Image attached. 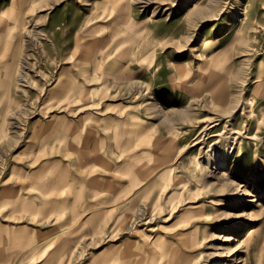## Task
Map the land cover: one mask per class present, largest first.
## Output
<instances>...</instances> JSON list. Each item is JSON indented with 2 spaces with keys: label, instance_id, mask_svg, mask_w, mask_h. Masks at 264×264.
<instances>
[{
  "label": "crops",
  "instance_id": "0c3cea01",
  "mask_svg": "<svg viewBox=\"0 0 264 264\" xmlns=\"http://www.w3.org/2000/svg\"><path fill=\"white\" fill-rule=\"evenodd\" d=\"M59 1L0 5V264H69L73 250L72 264H179L194 245L195 210L181 208L176 183L194 119L189 101L211 102L215 90L225 105L231 82L248 80L249 96L264 106V3L248 8L258 43L234 50L235 62L212 83L210 64L196 66L193 54L177 64L157 57L130 0L74 24L56 20L65 7L41 14L36 56L27 28ZM138 205L159 217L156 235L105 241Z\"/></svg>",
  "mask_w": 264,
  "mask_h": 264
},
{
  "label": "rangeland",
  "instance_id": "374dc122",
  "mask_svg": "<svg viewBox=\"0 0 264 264\" xmlns=\"http://www.w3.org/2000/svg\"><path fill=\"white\" fill-rule=\"evenodd\" d=\"M117 1L121 0H60L52 10L36 11V23L31 21L27 28L29 50L41 54V14L65 7L64 15L56 20L74 24L81 18L101 17L109 7L106 3L112 6L110 13L114 12ZM130 1L135 17L144 20L147 33H152L148 44L156 49L157 57L177 64L193 54L196 66L202 61L210 64L212 83H216V72L223 69L224 74L233 65L238 55L234 50L247 51L258 43L250 40L260 28L250 22L248 8L254 1L264 0ZM3 3L9 0H0V5ZM31 75L36 82L38 78L43 81L39 74ZM246 82H231L229 94L224 93L228 99L225 105L213 100L215 90L210 91L211 102L207 97L189 101L194 107L188 112L193 111L194 119L186 121L191 134L179 158L176 183L185 204L181 208L189 205L195 210L189 223L194 245L181 253L179 264H264V106L249 96ZM174 107L180 112L185 109L183 102ZM179 117V122H184ZM205 153L214 160L210 169L197 164ZM4 163L5 159H0V180ZM222 171L226 175L219 176ZM159 224L156 213L138 205L124 221L122 232L104 238L114 240L123 233L149 239L159 231ZM77 255V250L69 254L73 260L69 259V264L79 262Z\"/></svg>",
  "mask_w": 264,
  "mask_h": 264
},
{
  "label": "bare ground",
  "instance_id": "6f19581e",
  "mask_svg": "<svg viewBox=\"0 0 264 264\" xmlns=\"http://www.w3.org/2000/svg\"><path fill=\"white\" fill-rule=\"evenodd\" d=\"M243 11V10H242ZM152 12V11H151ZM154 13V12H153ZM153 13L150 14V18H151V15H154ZM241 16V15H240ZM239 16V18H240ZM245 17V16H244ZM238 18V19H239ZM242 18V17H241ZM205 129V128H204ZM235 133V132H234ZM255 137V136H254ZM213 155V154H212ZM203 159H197V164L202 166L203 169H210L212 164H214V160H212V156L211 154H208V153H205V155H202ZM215 157V156H214ZM213 157V159H214ZM216 158V157H215ZM196 159V158H195ZM219 162V161H218ZM224 170V169H223ZM226 170V169H225ZM223 175H226V171H222L219 176H223Z\"/></svg>",
  "mask_w": 264,
  "mask_h": 264
}]
</instances>
